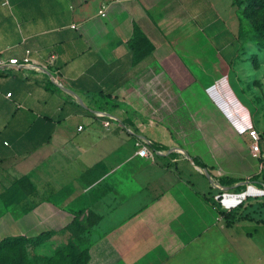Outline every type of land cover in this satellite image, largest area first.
<instances>
[{"label": "crops", "instance_id": "obj_1", "mask_svg": "<svg viewBox=\"0 0 264 264\" xmlns=\"http://www.w3.org/2000/svg\"><path fill=\"white\" fill-rule=\"evenodd\" d=\"M240 49L217 0H0V56L28 51L62 85L0 72V241L68 225L63 187L103 159L126 168L136 190L106 213L86 264H264L263 183L218 178L211 161L196 168L180 155L134 163L123 132L93 113L140 121L170 147L171 128L165 140L148 132L160 119L152 107L168 104L161 91L197 88L199 69H228ZM106 136L107 150L95 147Z\"/></svg>", "mask_w": 264, "mask_h": 264}, {"label": "rangeland", "instance_id": "obj_2", "mask_svg": "<svg viewBox=\"0 0 264 264\" xmlns=\"http://www.w3.org/2000/svg\"><path fill=\"white\" fill-rule=\"evenodd\" d=\"M217 2L241 42L235 63L228 69H205L206 73L199 69L198 87L193 90L180 91V94L162 90V98L168 104L152 107L159 111L160 119L151 122L153 126L148 132L154 137L153 134L159 135L158 140H165L166 128H171L168 146L197 151L196 155L188 153L192 162L205 167V160L211 161L210 169L216 170L218 178H233L238 173L239 178H255L264 184V51L261 39L264 0ZM153 81H156L154 77ZM155 92L151 90L150 94ZM152 94L145 96L151 100ZM138 104L141 115L145 114V105ZM149 110L148 114L154 116ZM141 126L142 123L136 121L131 127L146 135ZM250 128L259 133L260 154L256 158L252 156L251 139L247 134ZM123 136L133 147L132 137L126 133ZM96 145L105 151L110 146L107 136ZM94 150L91 151L94 153ZM105 154L109 157L108 152ZM140 161L135 153L132 162ZM201 171L210 179L213 177ZM130 179L126 168L110 170L103 159L97 161L85 171L76 186L63 187L69 200L59 204L72 216L69 224L55 233L48 231L35 237L14 236L17 238L1 240L0 264H82L88 247L104 230L106 213L135 193ZM58 192L62 193V189Z\"/></svg>", "mask_w": 264, "mask_h": 264}, {"label": "built area", "instance_id": "obj_3", "mask_svg": "<svg viewBox=\"0 0 264 264\" xmlns=\"http://www.w3.org/2000/svg\"><path fill=\"white\" fill-rule=\"evenodd\" d=\"M101 15H104L102 11H100ZM32 70L36 72H40L46 75L53 85L57 87H61V82L59 78L47 69L46 66L40 65L34 61H32L28 57V51L26 52V56L22 59H4L0 56V72L8 73L12 70ZM10 96V94H8ZM95 116L104 120L103 126L107 131L119 130L127 135H130L133 140V147L135 148V152L137 156L144 161H154L157 158H169L173 155H184L187 160L192 164V166L199 168L198 165H195L191 158L187 157L185 152L177 147H162L155 143L152 139L134 131L132 129V123L126 121V119L118 117L113 113L107 111H94ZM129 119V117H127ZM81 129V127H79ZM247 134L251 139V153L253 157H259L260 149H259V133L255 129H248ZM175 161V160H174ZM207 176V174H205Z\"/></svg>", "mask_w": 264, "mask_h": 264}, {"label": "trees", "instance_id": "obj_4", "mask_svg": "<svg viewBox=\"0 0 264 264\" xmlns=\"http://www.w3.org/2000/svg\"><path fill=\"white\" fill-rule=\"evenodd\" d=\"M138 29L135 28V36L139 35L138 33ZM262 41H263V51H264V28H263V33H262V37H261ZM196 165L200 166L199 164L195 163ZM201 167V166H200ZM201 168H205V167H201ZM50 235V233L48 234ZM11 238H17V237H7L5 239H3L1 242L3 241H7L8 239H11ZM87 259H88V251H87V255H86V259L82 262V264H86L87 262Z\"/></svg>", "mask_w": 264, "mask_h": 264}]
</instances>
